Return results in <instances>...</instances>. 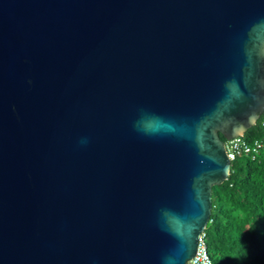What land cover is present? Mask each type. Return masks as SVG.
<instances>
[{
  "label": "water",
  "instance_id": "water-1",
  "mask_svg": "<svg viewBox=\"0 0 264 264\" xmlns=\"http://www.w3.org/2000/svg\"><path fill=\"white\" fill-rule=\"evenodd\" d=\"M264 113V0H0V264H188Z\"/></svg>",
  "mask_w": 264,
  "mask_h": 264
},
{
  "label": "trees",
  "instance_id": "trees-1",
  "mask_svg": "<svg viewBox=\"0 0 264 264\" xmlns=\"http://www.w3.org/2000/svg\"><path fill=\"white\" fill-rule=\"evenodd\" d=\"M264 114L243 137L264 141ZM211 264H264V151L231 162L227 180L212 187L204 230Z\"/></svg>",
  "mask_w": 264,
  "mask_h": 264
},
{
  "label": "built area",
  "instance_id": "built-area-1",
  "mask_svg": "<svg viewBox=\"0 0 264 264\" xmlns=\"http://www.w3.org/2000/svg\"><path fill=\"white\" fill-rule=\"evenodd\" d=\"M260 126L264 127V117L260 122ZM224 143L226 154L230 162L234 161L240 156H250L254 158L259 153L264 151V141L259 139L247 141L243 136H238L227 140ZM188 264H211V259L207 253L204 242V233H201L198 239L196 252L194 256L188 261Z\"/></svg>",
  "mask_w": 264,
  "mask_h": 264
}]
</instances>
